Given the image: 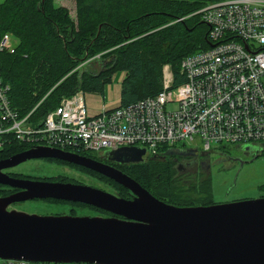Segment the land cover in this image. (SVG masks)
Returning a JSON list of instances; mask_svg holds the SVG:
<instances>
[{
	"label": "trees",
	"instance_id": "trees-1",
	"mask_svg": "<svg viewBox=\"0 0 264 264\" xmlns=\"http://www.w3.org/2000/svg\"><path fill=\"white\" fill-rule=\"evenodd\" d=\"M219 1L224 0H73L72 18L55 0H4L0 4V42L4 36L17 41L12 53L0 50V79L9 87L11 109L19 118L34 109L29 118L41 122L62 99L77 92L103 96L116 73L123 74L118 106L127 107L162 90L165 66L172 74V87H178L185 82L180 72L182 59L209 47V29L196 13ZM30 148L14 142L0 151V157ZM169 149L161 146L144 162L117 169L165 204L214 205L209 173L199 170L184 177L176 170L180 157H163ZM71 166L98 179L112 194L131 198L113 181ZM57 180L69 182L64 177Z\"/></svg>",
	"mask_w": 264,
	"mask_h": 264
},
{
	"label": "water",
	"instance_id": "water-1",
	"mask_svg": "<svg viewBox=\"0 0 264 264\" xmlns=\"http://www.w3.org/2000/svg\"><path fill=\"white\" fill-rule=\"evenodd\" d=\"M244 149L254 153L248 163L262 156L256 147ZM104 155L118 164H139L147 158L146 150L141 148H121ZM207 155L194 149L171 148L163 157ZM40 159L62 161L92 171L126 189L131 198L123 199L84 185L19 180L2 173ZM0 186L20 190L0 198V260L3 261L264 264V197L211 206L175 207L158 201L116 168L47 147L30 148L0 161ZM34 200L81 204L109 217L38 216L8 210L12 204ZM95 247L102 251L93 252L91 248Z\"/></svg>",
	"mask_w": 264,
	"mask_h": 264
},
{
	"label": "built area",
	"instance_id": "built-area-1",
	"mask_svg": "<svg viewBox=\"0 0 264 264\" xmlns=\"http://www.w3.org/2000/svg\"><path fill=\"white\" fill-rule=\"evenodd\" d=\"M196 14L209 29V47L182 59L185 82L173 88L165 66L162 90L127 107H103L89 117L84 94L77 92L37 122L29 118L34 109L23 118L11 109L9 87L0 79V151L17 142L98 156L141 148L148 156L161 146L175 148L197 139L202 153L210 152L211 144L249 145L263 152L264 0L219 1ZM9 38L3 37L0 50L12 53ZM173 90L179 92L177 102L172 100ZM0 264L52 263L0 260Z\"/></svg>",
	"mask_w": 264,
	"mask_h": 264
},
{
	"label": "rangeland",
	"instance_id": "rangeland-1",
	"mask_svg": "<svg viewBox=\"0 0 264 264\" xmlns=\"http://www.w3.org/2000/svg\"><path fill=\"white\" fill-rule=\"evenodd\" d=\"M3 1L4 0H0V4ZM55 3L56 6L67 8L70 16L74 18L73 0H55ZM16 43L17 41L14 38H9V44L14 46ZM122 76V73H116L112 77L111 83L105 87L103 96L97 94H84V104L89 117L99 114L103 107L115 108L119 105V90ZM178 98V90H173L172 100L177 102ZM174 107L175 103L170 105L169 108L173 109ZM177 146L179 147L180 144L176 145V147ZM246 146L249 145L235 146L211 144V150L208 152V155L201 157L203 159L202 161L207 162L209 165L211 190L215 204H226L237 202L241 199L250 200L264 197V191L262 189L264 186V154L254 162L248 163L252 160L254 153L252 151L245 152L244 148ZM185 148L198 149L199 153H202V147L197 139H194L193 142L185 143ZM234 160L241 161V163L243 162V165L241 166L240 162ZM13 171L17 174L34 177L59 174L58 177H65L66 179H81L77 177L79 176L78 174L75 176V173L61 170L56 164H48L41 159L27 161L14 168ZM84 181H89L91 185L99 184L91 178ZM103 186H99L101 190L111 193L110 189L106 190ZM21 206L19 208L24 211L23 213L38 216H47L45 214L55 210L63 213L62 216H69V207L72 208L70 211L72 216L93 217L100 215L92 210H82L79 207L77 208V206L50 205L43 201L28 202Z\"/></svg>",
	"mask_w": 264,
	"mask_h": 264
},
{
	"label": "flooded vegetation",
	"instance_id": "flooded-vegetation-1",
	"mask_svg": "<svg viewBox=\"0 0 264 264\" xmlns=\"http://www.w3.org/2000/svg\"><path fill=\"white\" fill-rule=\"evenodd\" d=\"M254 147V146H251ZM257 148V147H256ZM184 149V148H183ZM29 149H25L21 152L15 153L13 155L16 154H20L23 152L28 151ZM64 153H69V154H74V155H78L76 153H71V152H66L63 151ZM264 154V153H263ZM13 155H10L9 157H0V161H4L10 157H12ZM80 157H84L87 159H91L94 160L96 162L111 166L113 168H118V166L120 165H124V164H118L116 162H113L110 157H108L107 155H104V153L102 155H100L98 158H91V157H85L82 155H78ZM178 160L176 161V170L179 172V174L184 175V177H186L189 174H193V173H197V171L199 170H203V172H207L209 173L207 166L208 163L207 162H203L201 157H197V158H177ZM44 160L45 162H47L48 164H56L59 168H61V170H67L68 172H73L75 173V176L78 174L81 179H68L69 182H61L58 181L57 179L59 178L58 175L59 174H54L53 176H44V177H34V176H28V175H22V174H17L13 171L14 168L12 169H7V170H2V173L7 175L10 178L13 179H19V180H30V181H41V182H50V183H71V184H76V185H84V186H89V187H93V188H98L100 189L99 186H101V182L98 179L95 178H91L94 181H97L99 184L98 185H91L89 181H84L89 179L90 177L84 176L85 174L82 173L81 171L78 170H74L71 166V164L62 162V161H57V160H53V159H41ZM18 167V166H17ZM16 168V167H15ZM65 178V177H64ZM95 184V183H93ZM20 192L19 189H13L10 187H6V186H0V198H6L8 196H11L13 194H16ZM35 201H43L46 202L50 205H59V206H74L73 204H69L67 202H65L66 204H62L59 203V201H49V200H34V201H27V202H22V203H16V204H12L8 207V210H19L20 212H24L21 208H19L22 204L24 203H28V202H35ZM22 207V206H21ZM72 210L71 207H69V216H72V214H70V211ZM51 214V215H50ZM63 213H60V211H52L51 213L45 214L47 216H62ZM96 216H103V215H96ZM104 217H109V216H104Z\"/></svg>",
	"mask_w": 264,
	"mask_h": 264
},
{
	"label": "bare ground",
	"instance_id": "bare-ground-1",
	"mask_svg": "<svg viewBox=\"0 0 264 264\" xmlns=\"http://www.w3.org/2000/svg\"><path fill=\"white\" fill-rule=\"evenodd\" d=\"M91 250H92L93 252H98V250H101V251H102L101 248H97V247H95V248H91Z\"/></svg>",
	"mask_w": 264,
	"mask_h": 264
},
{
	"label": "crops",
	"instance_id": "crops-1",
	"mask_svg": "<svg viewBox=\"0 0 264 264\" xmlns=\"http://www.w3.org/2000/svg\"><path fill=\"white\" fill-rule=\"evenodd\" d=\"M56 4V3H55Z\"/></svg>",
	"mask_w": 264,
	"mask_h": 264
}]
</instances>
